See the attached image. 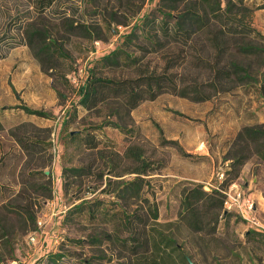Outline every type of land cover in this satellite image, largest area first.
<instances>
[{"label":"rangeland","instance_id":"1","mask_svg":"<svg viewBox=\"0 0 264 264\" xmlns=\"http://www.w3.org/2000/svg\"><path fill=\"white\" fill-rule=\"evenodd\" d=\"M227 1L221 0L222 7ZM231 1L237 7L254 8L250 22L255 33L244 41L264 48V0ZM37 3L0 0V264H133L123 257L116 240L126 236L118 225L126 204L115 196H124L119 182L134 178H139L141 189L125 211L146 216L152 204L157 222L175 223L167 231L179 249L171 254V264H184L180 254L191 256L193 264H264V163L255 156L246 161L233 184L253 202L249 216L258 225L236 211L222 212L212 235L193 233L178 221L182 189L189 182L201 184L207 192L223 186L231 178L229 157L237 133L244 126L264 123L258 84L238 85L203 102L165 93L130 112L114 104L87 111L77 106L74 78L69 82L67 75L75 69L76 76L89 73L98 59L120 45L122 35L138 19L157 8L159 0H57L40 19L34 9ZM62 14L75 25H87L84 34L89 39L65 30L58 19ZM44 18L57 23L55 37L63 53L53 62L40 63L25 44L22 28L30 19L43 24ZM151 31L156 35L157 27ZM158 36L160 44L167 43L166 37ZM156 49L137 50V65L160 70L163 54ZM231 58L256 77L264 70L260 66L264 53L232 51ZM101 72L110 74L109 69ZM176 74L184 82L205 81V74L198 71L179 69ZM21 106L49 117L29 116ZM114 122L120 127H113ZM68 132L80 137L92 133L100 152L68 141ZM16 136L39 145L28 155ZM129 146L143 149L148 162L145 175L132 173L136 163L121 158ZM112 157L117 165L110 173L106 163ZM80 166L85 171L70 173L64 190L63 169ZM82 200H90L82 213H69ZM131 226L141 228L134 219ZM49 252L62 257L49 261Z\"/></svg>","mask_w":264,"mask_h":264},{"label":"trees","instance_id":"2","mask_svg":"<svg viewBox=\"0 0 264 264\" xmlns=\"http://www.w3.org/2000/svg\"><path fill=\"white\" fill-rule=\"evenodd\" d=\"M56 1L38 0L34 8L38 19L46 15ZM253 11L254 8L245 5L237 7L231 0L227 1L225 7H222L221 0H159L157 8L138 19L132 28L122 35L120 45L98 59L89 69V73H85L80 78L78 74L76 76L78 70L75 69L67 75L69 82L71 77L74 79V76L77 77L76 84L73 83V89L78 95L77 106L91 111L114 104L123 108L124 112H130L142 102L153 101L165 93L194 102H203L238 85L252 83L258 84L259 95L264 99V70L259 72V77H256L246 66L231 58L232 51L242 55L264 53V48L244 41L247 36L255 33L250 22ZM44 19L43 24L35 23L30 19V22L22 28L25 44L40 63L53 62L56 60V55L63 53V48L55 37L59 31L57 23ZM58 19L69 33L84 34L89 31L87 25H75L65 14L58 16ZM37 25L40 26L36 27ZM153 26L157 27L156 35L151 31ZM159 34L168 39L166 44H160ZM83 36L87 39L90 37L85 34ZM148 48L151 50L157 48V51L162 49L164 64L160 70L137 65L135 56L137 50L146 51ZM260 66L264 68V61H261ZM103 69H109L110 74L102 73ZM179 69L201 72L205 74V81H181L176 74ZM116 71L119 72L115 73ZM21 109L29 116L49 117L41 110H33L26 106H21ZM111 125L120 127L117 122ZM66 137L78 147L100 152L99 142L92 133L88 132L80 137L78 132H68ZM15 140L28 155L31 154L33 147L39 145L29 137L16 136ZM232 145L236 148L229 157L231 178L225 180L223 186L212 188L207 192L203 190L201 184L189 182L181 191V212L178 221L183 222L193 233L205 235L215 233L218 220L224 210L226 188H229L239 177L241 168L252 156L264 163V123L242 127ZM114 155L119 157L116 152ZM121 158L136 163L137 166L131 172L138 177L148 171V162L140 147L129 146ZM106 164L109 172L113 173L117 160L113 157L108 158ZM84 171L85 168L81 166L64 168L62 171L64 190H67V178L70 173L76 176ZM113 175L121 176L119 172H114ZM99 177H102V174ZM138 182L139 178L119 182L118 190L124 196L115 197L123 200L126 206L129 205L132 199L138 197L136 195L141 189ZM89 202L90 200H82L74 204L69 213L81 214L84 206ZM126 206L122 207V217L118 224L126 236L116 238L120 250L125 253L123 257L130 258L133 264H171V254L178 252L179 249L169 238L167 231H171L175 223L157 222V210L152 204L148 205L149 214L146 216L129 214L125 211ZM89 215L94 217L92 214ZM132 219L138 220L141 224L139 230L131 226ZM61 257L60 254H51V252L46 256L53 262ZM179 257L184 264H188L187 258L192 259L191 256L181 254Z\"/></svg>","mask_w":264,"mask_h":264},{"label":"built area","instance_id":"3","mask_svg":"<svg viewBox=\"0 0 264 264\" xmlns=\"http://www.w3.org/2000/svg\"><path fill=\"white\" fill-rule=\"evenodd\" d=\"M80 72H81V70H80ZM81 77H82V75H81ZM73 83L76 84L75 79H73ZM224 194H225V205H224V210H223L224 213L228 212V211H236L243 218L252 222V225L253 224L258 225L255 222V217L249 216V214L252 213L254 210L253 202H251L249 200V198L245 199L244 196H242L243 192L241 190H239L235 184H232L228 188V190L226 192H224ZM249 217H251V218H249ZM38 226L40 227L39 223H38ZM31 234L32 235L30 236V239H31L30 241H34L35 240V232H32ZM55 239L57 241V238H55Z\"/></svg>","mask_w":264,"mask_h":264},{"label":"water","instance_id":"4","mask_svg":"<svg viewBox=\"0 0 264 264\" xmlns=\"http://www.w3.org/2000/svg\"><path fill=\"white\" fill-rule=\"evenodd\" d=\"M48 172H45V174H47ZM188 264H193L189 258H187Z\"/></svg>","mask_w":264,"mask_h":264}]
</instances>
